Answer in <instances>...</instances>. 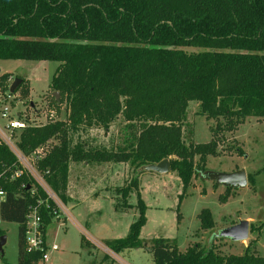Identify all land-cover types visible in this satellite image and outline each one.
Instances as JSON below:
<instances>
[{"label": "trees", "instance_id": "obj_1", "mask_svg": "<svg viewBox=\"0 0 264 264\" xmlns=\"http://www.w3.org/2000/svg\"><path fill=\"white\" fill-rule=\"evenodd\" d=\"M0 60L59 64L50 85L60 94L54 102L66 103L67 120L32 124L18 141L26 156L45 148L37 168L55 195L65 202L71 162L129 163L136 175L118 190L126 201L139 194L141 167L169 159L187 187L218 155L220 130L264 118V0H0ZM22 79L17 90L27 96ZM190 102L218 121L208 143L184 139ZM119 117L126 124L119 150L73 145L72 133L109 130ZM19 167L0 143V220L19 226L18 264H41V252L27 251V215L38 207L45 233L56 205L27 173L13 177ZM138 208L128 235L109 243L114 253L143 247L141 199ZM200 220L202 229L214 225L209 210ZM150 251L154 264H264L248 247L242 255L198 244L180 252L174 240L156 238Z\"/></svg>", "mask_w": 264, "mask_h": 264}, {"label": "rangeland", "instance_id": "obj_2", "mask_svg": "<svg viewBox=\"0 0 264 264\" xmlns=\"http://www.w3.org/2000/svg\"><path fill=\"white\" fill-rule=\"evenodd\" d=\"M58 65L52 61L0 60V73L26 80L29 93L23 96L21 90L15 92L18 98L14 105L17 101L18 106L14 112L22 110L34 121L32 124L49 121L51 111L57 120H67L66 103L54 102L50 85ZM199 110L197 102H190L183 123L187 144L210 142L218 124L200 115ZM125 126L119 117L109 130L82 128L71 134L73 145L85 150H119L125 145ZM217 140L218 155L207 158L206 169L222 173L244 169L253 178L245 188L227 189L201 175L194 176L185 187L175 171H138L139 194L130 192L125 201L118 190L136 175L129 163L71 162L65 202L58 198L56 204H62L55 209L59 217L46 227L48 246L58 247L48 250L50 264H154L150 247L156 238L174 240L180 252L198 244L225 256L242 255L247 247L251 253L264 256V118H248L233 131L222 129ZM140 199L146 206V222L140 234L144 245L114 253L109 243L128 235L139 217ZM205 210L214 221L211 229L201 228L200 215ZM243 221L249 226L248 239L233 241L220 236L223 230ZM18 227L17 223L0 220L6 237L0 264H18Z\"/></svg>", "mask_w": 264, "mask_h": 264}, {"label": "built area", "instance_id": "obj_3", "mask_svg": "<svg viewBox=\"0 0 264 264\" xmlns=\"http://www.w3.org/2000/svg\"><path fill=\"white\" fill-rule=\"evenodd\" d=\"M4 74V73H3ZM0 73V143L5 144L16 156L19 169L15 171L13 177H18L22 173H27L48 195V199L54 201L55 205L59 207L60 204H56L58 197L51 190L44 179L43 173L37 168L36 161H38L45 154V148L40 147L36 149L31 156H26L18 146L20 133L28 128L34 121L30 120L28 116L22 110L14 112L18 104L14 105V101L17 100L15 93L10 92V85L14 81L10 76L5 82L2 81L3 75ZM49 121H56V113L51 111L49 114ZM35 162V163H34ZM36 164V166H34ZM3 193L0 192V195ZM57 207V208H58ZM60 208V207H59ZM58 216L57 210H54V217ZM26 247L27 251L42 253L41 264H50L48 250H58L57 245L53 244L48 246L43 231V219L39 213L38 207L31 208L26 219Z\"/></svg>", "mask_w": 264, "mask_h": 264}, {"label": "water", "instance_id": "obj_4", "mask_svg": "<svg viewBox=\"0 0 264 264\" xmlns=\"http://www.w3.org/2000/svg\"><path fill=\"white\" fill-rule=\"evenodd\" d=\"M1 72V71H0ZM23 79L16 78L11 86L10 92L15 93L19 86L22 84ZM53 95L59 100L60 94L58 92ZM142 171H151L159 174H164L170 171V160L164 159L157 164H149L139 169ZM203 179H208L216 183L217 185L225 186L226 188H245L248 185V175L244 169L233 172H214L206 171L201 174ZM221 237L229 238L233 241H244L249 237V226L246 221L239 223L237 226L229 227L220 234ZM6 242V237L0 238V251L3 254V245Z\"/></svg>", "mask_w": 264, "mask_h": 264}, {"label": "crops", "instance_id": "obj_5", "mask_svg": "<svg viewBox=\"0 0 264 264\" xmlns=\"http://www.w3.org/2000/svg\"><path fill=\"white\" fill-rule=\"evenodd\" d=\"M45 238H46V242H47L46 229H45ZM125 251H130V250H125Z\"/></svg>", "mask_w": 264, "mask_h": 264}]
</instances>
